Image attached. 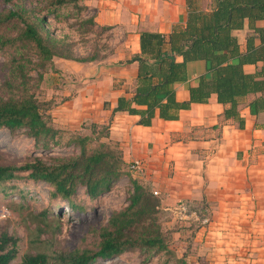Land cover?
Masks as SVG:
<instances>
[{
  "label": "trees",
  "instance_id": "trees-1",
  "mask_svg": "<svg viewBox=\"0 0 264 264\" xmlns=\"http://www.w3.org/2000/svg\"><path fill=\"white\" fill-rule=\"evenodd\" d=\"M3 1L11 8L0 13V49L8 54L6 77L0 87L9 91L6 96L0 93V129L22 130L33 140L35 149L68 145L77 152L49 157L34 154L19 165H0V183L27 172V177L47 183L50 195L66 199L72 208H76L72 196L80 185L91 199L109 191L122 175L128 176L131 185L127 204L113 210L98 229L96 247L61 252L54 264H93L98 258L109 259L134 250L163 256L166 264H187L186 255L178 256L170 247L171 232L161 227V197L123 170L126 163L118 142L110 138L109 125L90 121L86 128L91 134L67 132L48 112L50 100H40L32 90L40 86L48 68L54 70V58L87 62L97 57L74 56L61 39L51 34L46 12L39 14V9L27 7L23 0ZM78 1L45 0L44 7L56 12L67 4L76 6ZM261 19L264 0H208L206 8L188 0L183 24H176L168 33L141 30L139 52L119 61H136L137 75L132 95L119 96L113 111L140 114V123L149 124L156 109L160 117L172 119L179 109L189 108L193 102H207L214 93L218 102L232 106L238 98L252 95L250 112L259 114L264 110V26L256 21ZM88 22L95 21L88 18ZM244 28L245 48L241 50L235 31ZM194 60L204 62V72L195 85L189 86V99L179 101L175 83L187 80L186 64ZM246 63L254 64L255 71L245 72ZM32 69L36 82L30 83L34 79ZM102 137L105 140H100ZM92 141L95 144L88 146ZM15 243L14 236L0 234V264H11ZM45 262L49 263L48 257L39 253L25 255L20 264Z\"/></svg>",
  "mask_w": 264,
  "mask_h": 264
},
{
  "label": "crops",
  "instance_id": "crops-1",
  "mask_svg": "<svg viewBox=\"0 0 264 264\" xmlns=\"http://www.w3.org/2000/svg\"><path fill=\"white\" fill-rule=\"evenodd\" d=\"M83 1L93 8L97 25L113 26L121 32V42L107 63L53 59L55 69H59L53 73L55 79L62 71L73 69V95L58 100L62 102L55 107L61 110L56 115H61L73 131L88 121L108 124L110 138L118 142L125 163L134 159L142 162L143 179L160 192L161 208L170 216L177 204L186 203L207 207L216 228L230 218L252 225L254 219L251 222L248 218L257 217L255 222L264 225V110L251 114L248 104L252 95L238 98L232 106L218 102L213 93L207 102H193L189 108L179 109L172 119L160 117L156 109L149 124L140 123V114L113 111L119 96L132 95L137 75L136 61H119L139 52L141 30L168 33L176 24H183L188 0ZM207 1L193 0L203 8ZM256 24L264 26V19ZM246 31H235L241 50L245 48ZM177 60L182 57L177 56ZM243 68L251 73L256 66L246 63ZM204 69L203 61L187 62V80L175 83L177 100L189 99V86L197 83ZM50 78L51 72H46L41 84L47 93H52L47 87ZM50 97L57 98L52 94ZM200 232L193 240L197 254L190 253L187 246L185 253L179 254L186 255L190 264H198L193 259L201 251ZM178 235L174 232L171 236L170 247L174 250Z\"/></svg>",
  "mask_w": 264,
  "mask_h": 264
},
{
  "label": "rangeland",
  "instance_id": "rangeland-1",
  "mask_svg": "<svg viewBox=\"0 0 264 264\" xmlns=\"http://www.w3.org/2000/svg\"><path fill=\"white\" fill-rule=\"evenodd\" d=\"M23 1L27 7L39 9V14L45 12L48 14L47 23L51 34L61 39L74 56L94 55L97 57L93 60L94 62L107 63L114 51H117L116 46L121 42V32H117L113 26L104 28L95 22L89 23L88 18L93 19L94 10L83 0H79L76 6L73 4L61 6L56 12L47 11L44 7L45 0ZM9 8L11 4L0 0V13L6 12ZM7 57V52L0 49V82L6 77ZM56 69L54 67V70L50 68L46 70L47 73L51 72L47 87L49 86L52 93H47L41 81L38 84L40 86L38 88L33 86L32 90L40 100H50L48 112L56 125L67 132L91 134V131L86 128L90 121L83 123L80 130L73 131L68 124L63 123L61 115H56V113L60 114L61 110H59L61 107H55L62 102L59 103L58 100L63 96L73 95V69L62 71L63 74L55 79L56 75L53 73ZM87 71L90 72V68H87ZM30 73L34 78L30 83L36 82V71L32 69ZM92 77H95V73H92ZM62 91L69 92V95H64ZM0 93L6 96L9 91L0 87ZM51 94L56 95L57 98L52 99ZM100 140L105 138L102 137ZM112 141L115 140L112 139ZM94 144L95 141H92L88 146ZM75 152L77 148L68 145L47 150L35 149L33 140L22 130L10 132L7 128L0 129V165H19L28 156L31 157L34 154L49 157L50 154L67 156ZM123 170L132 176L141 174L130 171L128 164ZM26 173L20 172L19 177L0 183V234L7 233L16 238V252L10 261L11 264H20L27 254L39 253L48 257V264H54L55 257L61 252L69 253L75 249L95 248L99 240L98 229L106 223L113 210H119L127 204L131 188L128 176L122 175L109 191L91 199L85 193L84 187L80 185L72 196L76 206L72 208L66 199L50 195L51 187L47 183L33 181L26 176ZM144 173L143 169V177H138L139 180L151 191H158L146 183L143 179ZM156 196L160 197L159 191ZM159 218L163 230L171 232V236L174 232L179 234L176 237L178 248L174 247L176 255L184 254L185 246L190 253L197 254L193 240L197 232L202 230L203 232L199 235L202 240L198 241L202 243L201 251L193 259L198 264H264V225L255 222L257 217L248 218L250 221L254 219L252 225L236 222L230 218L226 223L222 221L220 228L212 224L214 220L211 217L210 224L199 230L196 229L195 224L189 223L190 221L174 218L164 210L159 214ZM215 232L218 233L215 234ZM143 259L147 262L144 263ZM189 262L191 263L187 259V264H190ZM93 264L166 263H163V256L151 254L148 256L142 251L134 250L109 259L98 258Z\"/></svg>",
  "mask_w": 264,
  "mask_h": 264
},
{
  "label": "built area",
  "instance_id": "built-area-1",
  "mask_svg": "<svg viewBox=\"0 0 264 264\" xmlns=\"http://www.w3.org/2000/svg\"><path fill=\"white\" fill-rule=\"evenodd\" d=\"M128 169L132 172H137L138 174L141 173L137 177H143V165L142 162L139 159H134L130 163H128ZM139 171V172H138ZM155 195L158 193V191L153 190L152 191ZM172 216L174 218H179L183 221H190L189 223L195 224L196 229L199 230V228L207 226L211 222V215L210 211L207 207H194L189 206L186 203H179L172 209ZM38 264H48L45 263H38Z\"/></svg>",
  "mask_w": 264,
  "mask_h": 264
}]
</instances>
